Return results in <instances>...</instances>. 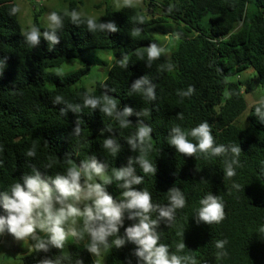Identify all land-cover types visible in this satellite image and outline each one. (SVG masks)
<instances>
[{"label":"trees","instance_id":"obj_1","mask_svg":"<svg viewBox=\"0 0 264 264\" xmlns=\"http://www.w3.org/2000/svg\"><path fill=\"white\" fill-rule=\"evenodd\" d=\"M66 2L68 13L56 12L63 19L57 31L59 43L49 50L43 38L35 47L25 42L29 30L21 28L18 11L11 14L15 3L0 0V58H6L0 74V191H7L33 169L54 177L95 156L106 165L103 175L112 179L105 190L119 200L123 189L117 186L114 171L127 166L129 157L143 155L154 162L156 172L146 174L134 164L143 181L133 187L149 192L151 203L159 207L169 204L170 188H179L185 197L184 207L176 209L171 220L160 218L158 208L148 214L157 221L158 244L166 245L170 255L179 257L181 264H264V97L248 105L244 96L250 81L264 89V0H128L114 10L105 5L103 15L92 20L114 22L116 32H90L86 17L74 24L70 13L77 11L78 2ZM168 22L176 25L178 36L165 43L150 37L148 26ZM32 26L41 32L49 28L39 27L37 15ZM152 43L169 53L148 61L147 46ZM113 49H121L126 59L111 65L105 80L92 91L75 87L88 72V60L83 68L56 78L52 89L46 87V70L61 66L71 54ZM248 69L254 75L242 82L241 73ZM144 76L155 89L152 101L130 90ZM189 87L190 95L179 94ZM85 95L101 103L105 95L114 98L118 111L130 107L131 124L122 128L115 115H105L99 108L82 106L76 113H61L66 104L83 105ZM56 96L63 98V104L54 102ZM247 108L246 126L240 127L238 117ZM204 122L215 144L240 147L235 175L225 173L230 153L212 156L197 151L187 156L168 144L174 127L196 144L189 133ZM141 123L152 128L151 139L145 141L151 148L132 152L126 141ZM108 136L120 144L118 153L102 148ZM33 146L35 157H27ZM209 193L221 201L223 219L197 224L200 200ZM131 223L125 219L124 227ZM0 236L14 239L8 233ZM115 239L116 235L109 238L106 264H137L135 246L126 243L117 249L111 243ZM217 241L226 243L217 248ZM181 243L185 247L180 248ZM66 250L34 249L20 260L22 264H40L45 258L61 264H93L85 247L71 243Z\"/></svg>","mask_w":264,"mask_h":264},{"label":"clouds","instance_id":"obj_2","mask_svg":"<svg viewBox=\"0 0 264 264\" xmlns=\"http://www.w3.org/2000/svg\"><path fill=\"white\" fill-rule=\"evenodd\" d=\"M19 11L13 7L11 14ZM74 24L80 21L77 11L70 13ZM49 28L41 32L36 26H32L24 34V40L32 47L40 43L41 38L52 46L59 43L57 31L63 27V19L56 12L48 15ZM87 28L90 32L100 30L116 32L117 26L114 22L96 23L92 19L87 20ZM164 49L152 43L147 46V59L152 61L158 59ZM119 62V61H118ZM125 67L128 65L125 63ZM6 67V58H0V74ZM169 65V70H171ZM130 90L142 93L143 97L152 101L155 99V89L146 76L136 79ZM193 89L180 92L181 96L190 95ZM54 102L63 104V98L56 96ZM66 109L76 113L82 106L93 109L99 108L100 112L108 116L115 115L120 126L127 127L130 121L127 119L132 114L130 107L117 110L114 98L104 96L103 103L95 97L85 95L83 105L66 104ZM260 111L259 109L257 110ZM264 119V113L261 114ZM110 131V130H109ZM152 128L141 123L138 130L127 139L129 150L134 152L138 148L141 153L151 148V144H145L150 140ZM197 141L190 142L187 135L179 127L171 129L168 144L176 152L192 156L195 152L210 153L212 156L231 154L232 158L226 162L225 173L228 177L235 175L233 165L237 164V157L241 149L236 145L215 144L207 122L199 124L190 133ZM103 149L116 154L120 151V144L111 136L106 137L102 144ZM25 155L35 157L36 148L33 146ZM139 166L146 174L154 175L156 167L154 162L145 159L143 155L133 159L128 158L127 166L116 168L114 180L119 182L118 187L123 189L121 199L116 200L105 190V185L111 184L112 179L104 177V183L97 182V177L103 175L106 165L98 162L95 156H90L87 162L69 167L64 174L47 177L33 169L32 174H24L19 182L13 184L7 191H0V235L10 234L17 241L32 239L35 241L34 248L37 252L47 253L50 248L62 249L68 236L84 241L85 250L98 255L102 248H106L109 238L116 235L111 241L115 248L119 249L126 243L135 247L133 255L137 264H181L180 258L169 254V249L164 244H158L159 236L156 231L157 221L148 215L157 210L162 219L171 220L175 210L183 208L185 197L179 188H170L169 204L159 207L151 203V195L147 191L137 190L136 185L143 181L142 176L135 174L133 165ZM50 166V165H49ZM132 223L124 227V220ZM223 219V205L216 195L209 193L200 200V207L196 212L194 221L198 224L219 223ZM79 224V226H77ZM121 227L123 234H119ZM40 233L44 235L41 236ZM226 241H217L216 247L223 248ZM180 248L185 247L183 243ZM40 264H61L59 260L52 261L43 259Z\"/></svg>","mask_w":264,"mask_h":264},{"label":"rangeland","instance_id":"obj_3","mask_svg":"<svg viewBox=\"0 0 264 264\" xmlns=\"http://www.w3.org/2000/svg\"><path fill=\"white\" fill-rule=\"evenodd\" d=\"M75 1L78 2L77 12L80 14V17L98 19L103 15L105 5L111 6V8L114 10L118 9L121 3L128 0ZM13 2L19 9L18 20L23 30L31 29V24L35 15H37L39 27L43 29L49 27V21L47 18L51 12L68 13V4L66 0H39L35 3L33 0H13ZM158 12L162 13L160 10H158ZM177 27L181 29V27ZM175 28L176 25L172 24V22L164 24H152L147 27V32L150 37L155 39L157 42L165 43L170 37H173V35L178 36V34H176L178 31L175 32ZM168 53L169 52L165 54ZM125 57L126 56H124L121 49L88 50L82 53L75 52L74 54H71L70 59L64 62L61 66L46 70V87L48 89H52L56 78L69 75L78 69L83 68L85 66L84 61L88 60L91 63L88 72L81 78L75 87H82L87 91H92L96 83H100L105 80L109 67L118 61L123 62L126 59ZM253 73L254 72L251 69L242 72L241 81L247 82L248 78L254 75ZM246 87L249 89V92L244 93V96L248 105L264 97V94L262 93L264 92V89L257 88V85L253 81L248 82ZM247 112L248 108L238 117V121L241 123L238 124L240 127L246 126L245 115ZM104 177V175L97 177V182H104ZM77 226H79V224ZM40 235L43 236L44 234L40 233ZM71 243L84 247L85 242L75 239L72 236H68L63 248L64 253L67 252V245ZM34 244L35 241L32 239L17 241L15 239L5 237L0 243V264H22L20 260L21 257L31 254L35 249ZM91 257L93 264H106L107 248H102L98 255L91 254Z\"/></svg>","mask_w":264,"mask_h":264},{"label":"crops","instance_id":"obj_4","mask_svg":"<svg viewBox=\"0 0 264 264\" xmlns=\"http://www.w3.org/2000/svg\"><path fill=\"white\" fill-rule=\"evenodd\" d=\"M4 237L0 236V243L3 241Z\"/></svg>","mask_w":264,"mask_h":264}]
</instances>
